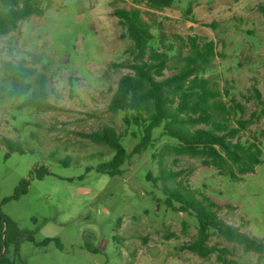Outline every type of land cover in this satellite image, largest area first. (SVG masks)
Segmentation results:
<instances>
[{"label":"rangeland","instance_id":"obj_1","mask_svg":"<svg viewBox=\"0 0 264 264\" xmlns=\"http://www.w3.org/2000/svg\"><path fill=\"white\" fill-rule=\"evenodd\" d=\"M262 5L264 0H175L154 10L137 0H54L44 15H32L0 36V66L25 59L44 72L55 106L19 109L22 100L0 101V201L21 179L30 181L26 193L2 205L24 231L20 258L11 248L19 264H222L219 255L231 264H264V253L246 251L214 229L207 243L214 252L202 257L192 251L188 246L198 237L199 221L193 212L168 205L165 192L167 185L208 196L221 218L264 240ZM116 7H141L176 43L188 35L215 41L218 54L206 75L245 106L251 122L242 137L260 139L263 150L254 172L233 179L189 155H166L162 164V147L174 142L162 127L139 153V131L132 127L124 137L130 156L122 174L98 171L111 150L87 134L105 125L125 127L123 113L108 109L119 78L130 72L120 65L129 57L130 40L121 37L125 29L113 14ZM4 138L20 142L24 151L6 156ZM66 156L69 164L61 161ZM35 165L50 173L38 178ZM162 169L177 174L166 178ZM46 237H58L62 247L43 244Z\"/></svg>","mask_w":264,"mask_h":264},{"label":"trees","instance_id":"obj_2","mask_svg":"<svg viewBox=\"0 0 264 264\" xmlns=\"http://www.w3.org/2000/svg\"><path fill=\"white\" fill-rule=\"evenodd\" d=\"M53 2L0 0V36L17 30L21 22L32 15H44ZM137 2L162 10L171 7L175 0ZM261 10L264 13L263 5ZM187 12H191V7ZM113 14L125 29L121 37L130 40L125 49L129 57L120 63L130 72L119 78L108 109L115 114L123 113L125 127L118 131L114 126L105 125L87 134L90 140L111 150V157L97 167L98 171L112 176L122 174V166L130 156L124 137L132 127L139 131V142L135 147L137 153L153 144L155 129L162 127V134L174 141L162 147V164L166 155H189L200 158L204 165L214 167L219 174L233 179L254 172L263 160V150L260 139L242 137L251 122L245 118V106L230 92L217 87L206 75L218 54L215 41L188 35L180 36L181 41L176 43L173 38L165 36L155 22L144 17L141 7H116ZM48 97V78L44 72L30 66L25 59L19 62L3 60L0 66V101L7 98L22 100L19 109L32 107L44 110L55 107ZM131 133L137 135L135 130ZM4 144L9 150L6 156L11 151H24L21 143L13 139L4 138ZM61 161L69 164L71 159L66 156ZM33 171L38 178L50 173L45 165H35ZM162 174L169 178L177 173L162 169ZM29 183L28 178L21 179L14 193L0 201V264H19L11 254V248L14 247L13 251L18 256L25 238L18 222L3 212L2 205L26 193ZM165 192L168 205L180 211L193 212L199 221L198 237L188 246L192 251L202 257L214 252L216 247L207 244L211 229H214L228 240L242 244L246 251L264 253V240L250 236L240 226L221 218L217 210L219 205L208 196L199 198L190 189L181 191L167 185ZM27 238L34 239L32 236ZM52 241L62 247L58 237H46L42 243ZM85 244L92 248V242ZM218 258L222 264L233 263L222 255ZM21 264L26 263L21 261Z\"/></svg>","mask_w":264,"mask_h":264},{"label":"water","instance_id":"obj_3","mask_svg":"<svg viewBox=\"0 0 264 264\" xmlns=\"http://www.w3.org/2000/svg\"><path fill=\"white\" fill-rule=\"evenodd\" d=\"M0 216H1V210H0ZM6 229H7V224H5L4 235H5ZM6 248H7V246L5 245V246H4V251L6 250ZM4 251H3V252H4Z\"/></svg>","mask_w":264,"mask_h":264}]
</instances>
